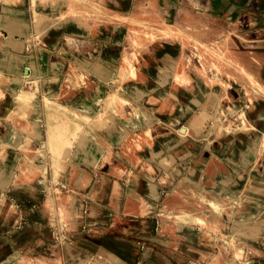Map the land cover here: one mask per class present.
<instances>
[{
    "label": "rangeland",
    "instance_id": "374dc122",
    "mask_svg": "<svg viewBox=\"0 0 264 264\" xmlns=\"http://www.w3.org/2000/svg\"><path fill=\"white\" fill-rule=\"evenodd\" d=\"M11 1L0 0V24L2 22H11V24H23L26 28L33 26V24H35V13L33 12L35 8L33 5L34 1ZM37 1L41 5V2L39 0ZM98 1L102 4L106 3L107 6H111L114 9L124 10L123 12L130 14L133 9L134 0ZM152 1L156 6L146 8L144 12L145 25H152L153 22L162 23L163 16L171 17L175 12L176 6L183 0H159L161 4L164 3L166 6V10L164 9L165 11L159 8L161 4H158V0ZM229 1L230 0H209L210 4H208L207 8L209 10L211 6L210 13L219 14L224 10ZM249 1L255 4L252 9L261 20V22L256 25L264 26V0H236L237 10L239 13H245L251 10L248 3ZM44 5L45 12L50 14H55L59 11V8L65 7V5L61 6L46 1ZM87 8H89V6H87ZM212 8L217 9V12ZM90 20L92 19L89 17L85 18L84 21L81 18L80 21L83 22L72 25V27L77 28L75 29V33L78 36L82 35L80 25ZM1 29H4V27L0 25V44L7 50L12 42L17 43L14 38L23 41V38L27 35L25 33H28L26 30H23L26 31L24 34H17V37H13L9 32L1 31ZM107 29L108 28L105 26L102 27L103 31ZM248 29L249 28L245 25L240 27L238 31L242 34L243 31ZM175 31L178 41L176 40L177 42L171 45L169 41L171 36H169V34H161V40L166 41L162 46L153 45L149 40H145L146 48L143 50H147V48L149 50L146 52L148 61H145L141 70L136 71L140 74L143 73L144 76L139 82L135 83L128 81L123 83L126 94L131 100L145 105L144 101L146 98L163 87V84L157 85L158 83L156 82H159L160 75L165 78L158 69L160 64H164V58L172 68L173 74L181 68H186V56L181 52V43L179 41H186L193 47L206 46L207 48L209 41L215 38V35H212L209 29H201L199 32H196L187 28H176ZM106 33L107 34L101 38H103V40H108L106 36H110L115 43L117 42L118 45H122L121 48L123 50L132 44V42L127 39V36L131 34L128 30H114L115 35H118L119 38L108 32ZM241 37H243V35L235 37V40L238 42V47L235 48L236 51L234 52H242L240 46L243 44ZM134 38H136V36H134ZM244 38H248L247 35H245ZM59 40H61V38H59ZM30 43L34 44V42L31 41ZM259 47L264 53V44L261 45L260 43ZM83 53L85 54V58L93 57L92 59L90 58L92 63L95 61L93 60L94 55L92 56L89 51L77 52L76 54L83 58ZM92 53L94 54L95 52ZM215 55V53L200 55V59L193 58L192 62L198 63L201 66L204 65L207 67L208 73L214 75L215 72L213 69H215L217 64L228 61L225 58L227 55L224 57L221 56L220 58ZM32 58L29 57L28 61L31 62ZM66 58L67 56H65L63 62L67 65ZM240 60L242 61V59ZM0 61L2 60L0 59ZM120 61L121 59L119 57L117 60L114 59L112 64H110V62L107 64L106 69L103 70V73H106L105 79L107 82L100 80L97 89L95 88L92 90V96H95L94 94L99 92H101L100 94L102 95V98L97 96L96 102H94L95 110L100 109V102L103 99L104 93L114 89L118 84L115 77L116 69L119 68ZM115 63H119L117 65L118 67ZM262 63L264 66V57ZM245 64L250 68V61L245 62ZM0 65L3 64L0 63ZM165 66L168 67L166 64ZM65 71L66 69L64 72ZM26 72H22L21 70L15 72L17 75L22 74V77L17 76L18 78L16 79L18 85H20L22 89H33L38 91L37 96L40 102L41 118L42 115L44 116V120L40 119V129L43 131L45 130L46 135L44 139L41 136V138H34L33 141L41 148L43 156L39 166L43 168L45 177L40 185L35 186L29 184L27 187H22V189L16 188L13 180L16 177L17 164L21 159L17 143L23 139L24 134L19 129H14V136H16L14 137L15 140H10L8 143L5 141V137L1 139L0 136V146H2V144L4 145L3 148H0V241L4 239L6 241L5 245H7L5 252L0 253V264H15L20 259L23 260V263L20 264H70L72 261L78 262L79 264H112L109 261L111 254L120 261V264H264V188L258 189V191L253 194L256 210L251 218L245 220L236 219L231 213H229L230 215L222 213L211 216L206 211V214H201L207 219L206 226H202L198 221H194L190 219V217H187L189 220L185 218V220H188V223L182 220L177 222L178 225H176L174 221H165L167 217L160 215L158 212L163 201L182 202L184 198L176 195L175 192L176 189L181 187V184L185 186L193 185L194 187H205L210 192H216L215 187L220 185L218 191L220 195H224L225 192L229 191L233 200L235 199L234 201L239 203V189L241 185L235 186L236 184H234L237 178L236 172L240 169L243 171L244 176L256 172L259 173L257 171L259 168L253 166V156L249 154L251 148L252 154L256 151L258 141L245 147L238 144L231 136L229 138H219L218 136L216 138L213 137V139L212 136L210 138L207 136V130L200 136H196V134L190 130L185 142H182L179 138L178 140H181V142L178 141L177 144L166 149L163 141H167V138L162 141L159 136H154L151 138V143L145 146L144 151L135 152V157L144 158L150 163L157 165V157L169 153L170 156L168 158L167 169L170 172L166 177L163 176L165 178H163L164 181L162 179V181H160L158 178L155 179L154 175L144 174L145 177L142 180L141 190L136 194L132 193L127 195L126 180L132 175L138 174L140 169L138 163L125 162L123 163V170L120 173L113 174L114 172H110L108 174L109 177L106 178L104 187L101 189V192H99L97 183L103 168L98 163H100L99 159H101L102 154L109 151L112 154L115 153L120 146L121 140L125 136L134 130L141 129L146 123L130 122V124H126L124 120L118 119L117 124L112 126V131L103 135L105 145H108L110 149L107 146L103 147L101 142L93 139L92 141L95 142V146L100 149L98 154L95 155L96 157H92V159L80 158L74 162L72 160L71 151H74V149L77 151L76 142L82 135V131L88 128V120L85 122L84 120L78 122L73 132L68 151L63 154V156L59 157L57 162L59 149H56L54 156L51 152L52 144L48 141L50 131H52L55 126L49 128L48 121L45 120L46 111L44 112L45 108L43 105L45 104L43 103L46 101V95L41 94L42 90L40 92V86L34 85V80H30L34 77L31 74L26 76L29 81L23 80V73L26 75ZM236 73L238 77L243 76L241 79L244 78L243 70L239 69ZM158 74L159 76H156ZM119 75H121L120 68ZM261 75L264 77V68L263 71H261ZM135 77L133 76V78ZM168 81H170V79H168ZM233 86L241 93L240 85L233 83ZM84 95L80 93L76 97H71L70 99L71 101H78L82 99ZM68 97L66 93L59 101L69 105L71 101ZM42 98H44V101ZM202 99L210 101V107L212 106L209 110L210 113L215 111L213 109L215 105L224 111V114L222 113L220 115L222 122L220 133L225 135L235 131L234 129L238 127L240 123V115L238 118V114L242 109L252 121L253 119H258V115L264 118L263 100L258 101L252 112H247L246 106H242L234 112L230 111L224 105H218L219 103L214 97H208L202 94L201 100ZM13 103L14 95L10 92H5V96L1 102V112L3 115L1 116V121L4 125L10 126L11 124L10 117H5V114L8 112L9 108L12 107ZM162 103L163 102H160V106L155 104L150 106L147 104L146 115L148 114L149 118L147 117L146 122H155L162 119L170 128H173V131L181 130V128L188 123L192 112L195 110V108L189 107L187 104H183V107H181V104V106L178 105L177 107L184 109L187 106V110L183 115H180V111H178L179 108H175L174 113L170 114L168 112V106H163L164 103ZM42 122L45 123L42 124ZM256 123L259 126V122ZM85 125H87V127ZM87 135L86 138L92 139L89 134ZM113 143L116 144L113 145ZM152 155L154 156L152 157ZM249 161H251L250 164ZM247 164L249 165L246 166ZM236 165L239 168L235 167ZM75 167L81 168L83 171L82 174L77 175L72 182L70 181V175ZM262 175H264V169L260 176ZM178 179H181L182 183L179 182ZM114 180L120 183V188L118 196L115 199H111V186ZM260 184L261 182H258V184L254 186L257 187ZM181 190L183 191V189ZM70 192L75 193L81 203L82 213L79 219L69 218L67 215L61 214L62 209L58 204V195L61 193L70 194ZM139 196H142L144 199L143 204L141 203L140 205L137 200ZM111 200H114V202ZM193 200L190 201L193 202ZM94 203L97 204L101 212L98 214V217L91 218L90 212ZM65 205H69L67 200H63L61 204V206ZM187 206L191 211L189 213H193L195 206L192 203H188ZM220 237L225 241H221ZM232 237L234 239H232ZM226 241H235L234 245L241 248V252L238 253L239 255H234L226 245ZM182 242L194 243L203 248L207 254L203 258L197 259L181 249ZM219 246H222V248L224 247V249L220 250ZM42 258L48 261L42 260ZM256 261L259 262L257 263Z\"/></svg>",
    "mask_w": 264,
    "mask_h": 264
},
{
    "label": "bare ground",
    "instance_id": "6f19581e",
    "mask_svg": "<svg viewBox=\"0 0 264 264\" xmlns=\"http://www.w3.org/2000/svg\"><path fill=\"white\" fill-rule=\"evenodd\" d=\"M33 1L35 7L33 11L35 13H33L35 17L33 31L35 33L33 37H30L31 39L27 37V40H25L28 44H26L27 50L24 56L26 58H32L33 56V58L31 62L28 61L26 63L24 70H28L29 72H26V75L23 73V80L27 81L28 78L26 76L31 74L34 77L30 80H34V85L36 84V86H38L40 82L37 74L39 64L43 68V72L41 71V73H44V70L47 71L49 68L53 73L51 75L48 73L41 81L45 86V91L42 93L46 95V101L42 98L44 101L43 104H45L43 105L45 108L44 112L46 111L45 120L48 121L49 128L55 126V128L50 131L48 141L52 144L51 152L54 156L56 149H59L58 159L56 157L57 162L59 157L63 156V154L68 151L73 132L78 122L83 120L85 122L88 120V128L82 131V135L76 142L77 151H75V149L71 151L72 160L74 162L80 158L92 159V157H96L95 155L98 154L100 149L95 146V142L92 141L93 139L101 142L103 147L107 146L110 149L108 145H105L103 135L112 131V126L117 124L118 119L124 120L126 124H130V122H145L146 124L143 125L141 129L132 131L121 140L120 146L115 153H110L107 148L109 152L103 153L101 159L98 158L100 160L98 164L103 168L97 183L99 192H101V189L104 187L106 178L109 177L108 174L110 172H114L113 174L120 173L123 170V163L125 162L138 163L140 169L139 173L132 175L126 180L127 195H129L132 193L136 194L141 190L142 180L145 177L144 174L154 175L155 179L158 178L160 181H164L165 178L163 176L166 177V175H169L170 171L167 169L168 158L170 156L169 153L157 157V165L150 163L144 158L135 157V152L144 151L145 146L151 143V138L154 136H159L162 141L167 138V141H163L166 149L174 146L178 141L181 142L182 140V142H185L190 130L194 132L196 136H200L207 130V136L209 138L211 136L212 138L218 136L219 138H229L231 136L238 144L245 147L254 144L256 138L260 137L261 139L258 142L257 150L252 157L254 161L253 166L259 168L257 169L259 173L256 172L244 176L242 170L239 169L236 172L237 178L234 184H236L235 186L241 185L239 189V203L235 202V199L233 200L229 191L225 192L224 195H220L218 193L220 185L215 187L216 192H210L205 187H194L193 185L185 186L181 184V187L176 189L175 192L176 195L184 198L182 202L163 201L158 209L160 215L167 217L166 219L164 218L165 221H174L176 225H178L177 222L190 217V219L198 221L202 226H206L207 219L201 215L203 213L206 214V211L211 216L222 213H227L228 215L231 213V215L239 220L249 219L254 215L256 209L254 206L253 194L256 193L258 189L264 188V175L260 176L264 169V121L262 124L263 126L259 127L256 122H253L254 120L252 121L246 115L245 111H242L239 113L240 123L238 127L234 129L235 131L225 135L220 133L222 124L220 115L222 113L224 114V112L220 110L217 116H212L206 108L208 104H205V107L197 106V102H199V96L196 92L197 84L202 85L204 92L212 93L217 96L218 102L221 105L227 106L230 111H235L242 106H246L247 112L252 111L254 109V102H258L264 98V78L261 77L262 67L258 63V59L260 58L259 46L261 43V32L249 28L243 31L242 34L239 33L238 29L240 27L249 24L246 23L248 22L247 19L236 11V2L234 0L230 1L219 14L210 13L211 6L209 10L207 8L208 4H210L209 0H183L176 6L175 12L171 17L163 16L162 23L153 22L152 25H145L144 23V12L146 8L156 6L152 0H134L133 9L130 14L123 12L124 10L121 11L107 6L106 3L102 4L98 0H39L41 5L37 0ZM45 1L53 2L61 6L65 5V7L59 8V11L55 14H48L45 12ZM158 4H161L159 0ZM87 6H89V8H87ZM159 8H162L163 11L166 10L164 3L161 4V6L159 5ZM213 10L217 12V9ZM87 17L92 20L85 21L82 25H80V23L82 35L76 36L72 30V25L83 22ZM81 18L83 21H80ZM104 26L108 28L106 31L102 30ZM176 28H187L196 32H199L201 29H209L211 34L215 35V38L209 41L207 48L206 46L193 47L186 41H179L181 43V52L186 56V68H181L179 71L175 72L170 84L167 83V85H164V87L149 95L144 101V106L139 102H133L125 95L126 90L123 83L128 77H135L137 74L136 71L141 70L145 61H148L146 52L149 50L148 48L147 50H143L146 48L145 40H149L153 45L162 46L166 41L161 40V34H169V36H171L169 38L171 45L178 41L175 31ZM114 30H128L131 34L127 36V39L131 41L133 45L131 44V46L123 50L115 45L113 38H110L111 40L108 42H103L104 40H102L101 37L106 35V32L116 36ZM58 33L62 34V40L56 48L52 49L50 48V42ZM241 35H243V37H241L243 44L240 45L242 52H234L236 51L235 48L238 47V42L235 40V37ZM245 35H247L248 38H244ZM134 36H136V38H134ZM30 41H33L34 44H31ZM102 44L103 47H101ZM9 47L11 48L7 50L0 44V59L2 60L0 63L6 65L5 69L0 68V136L1 139L5 137V141L8 143L10 140H15L14 137L16 136H14V129L16 130L17 128L24 134L23 139L17 143L21 159L17 164L16 177L13 180L15 187L22 189V187H27L29 184L35 186L40 185L45 177L43 168L39 166L43 156L41 148L33 141L34 138H41L42 136L39 126L41 109L37 96L38 91L33 89L25 90L18 85L16 78H18L17 76L22 77V74L17 75L15 73L17 72L16 69H19V64L21 62V57L16 52V49L19 47H16L13 43H11ZM83 51H89L92 56L94 55L93 60L95 61L91 67L86 68L82 65H74L68 60L71 53L74 54V52ZM92 52L95 53L93 54ZM213 53L219 56V58L227 55L225 58L228 60L217 64L215 69H213L215 72L214 75H210L207 71V67L204 65L201 66L198 63L192 62L193 58L200 59V55H210ZM65 56H67V65L63 62ZM119 57L121 59L119 68L122 75L119 83L114 89L104 93L103 99L100 102V109L95 110V96H92L91 92H93V89H97L100 80L106 81V73L104 74L103 70L106 69L107 64L109 62L112 64V61ZM247 61L254 64L250 65V68H248L245 64ZM61 67H65L66 69L63 74L58 73V71H61ZM239 69L244 71L243 79H241L243 76L238 77L235 75L236 71ZM24 70L23 72H25ZM233 83L241 85L244 93L241 94L236 90L233 87ZM54 87H58L59 91L52 96L50 93ZM5 92H10L14 95V103L5 114V117H10V126L4 125L1 121V116H3L1 112V102L5 96ZM66 93L67 96H71L72 98L80 93L85 95L82 101H71V103L67 105L59 101ZM100 93L101 92L94 95ZM160 102L164 103L163 106H168V112L170 114L174 113L178 105L186 102L193 106L195 110L192 112L188 123L184 125L181 130L173 131L169 125L161 119L155 122H146L147 104L150 106L153 104L160 106ZM202 105L204 104L202 103ZM85 126L87 127V125ZM260 128H262L263 133H261L262 130ZM87 134H89L92 139L86 138L88 136ZM179 138L181 140H178ZM3 146L2 144L0 148H3ZM154 155H152V157ZM243 162L245 163V161ZM82 171L81 168L75 167L71 172L70 181L73 182L77 175L82 174ZM178 180L179 182L182 181L181 179ZM258 182H261V184L255 187L254 185H257ZM119 188L120 183L117 180L112 181L111 199H115L118 196ZM181 189H183V191ZM187 199L191 201L194 200L191 202ZM63 200H67L69 205L61 206ZM137 200L139 205L144 202L142 196H139ZM111 201L114 202V200ZM188 203H192L195 206L193 213H189L191 211L187 206ZM58 204L62 209V215H67L69 218L73 219L80 218L82 207L75 193H61L58 195ZM100 212L101 210L97 204L94 203L90 212L91 218L98 217ZM188 220L185 221L188 223ZM232 239L234 238L232 237ZM220 240L225 241L222 237H220ZM5 242L4 239L0 241V253H4L7 248ZM226 242V245L234 255L241 252V248L234 245L235 241ZM181 245L183 251L197 259H201L207 254L203 248L194 243L182 242ZM219 248L220 250L224 249L222 246H219ZM42 260L46 259L42 258ZM109 261L112 264H120V261L112 254L109 257ZM20 263H23L22 259L15 264ZM70 264L79 263L72 261Z\"/></svg>",
    "mask_w": 264,
    "mask_h": 264
},
{
    "label": "crops",
    "instance_id": "0c3cea01",
    "mask_svg": "<svg viewBox=\"0 0 264 264\" xmlns=\"http://www.w3.org/2000/svg\"><path fill=\"white\" fill-rule=\"evenodd\" d=\"M230 1H233V0H230ZM229 1V2H230ZM235 2H236V0H234ZM228 2V3H229ZM249 3V6H250V9L251 10H249V11H246L245 13H240L241 15H243L244 17H245V19H247V21L248 22H246V23H248L249 25H247V28H250V29H255V30H259L261 33H260V38H261V45H263L264 44V26H260V25H256V24H258V23H260L261 22V20L258 18V16L256 15V13L254 12V10L252 9V8H254V6H255V4L253 3V2H248ZM217 6H219V5H217ZM218 8V7H217ZM236 11H238L237 10V3H236ZM238 13H239V11H238ZM48 14H50V13H48ZM250 14H252V15H250ZM254 24V25H253ZM2 27H4V29H1V31H4V32H9V34L11 35V36H13V37H17V34L18 35H21V34H24L23 32H28V33H25V34H27V35H25V38H23V41L21 40V39H16V38H14V40L17 42V43H14V42H12L13 43V45H16V47H19V48H17L16 49V52L19 54V56L21 57V62H20V64H19V69H16V71H18V70H21L22 72H23V70H24V68H25V66H26V63L28 62V58H26V57H24L25 56V53H26V50H27V42L25 41V40H27V37L28 38H30V37H33L34 36V29H33V26H29V28H26V27H24L23 26V24L22 25H20V24H17V23H13V24H11V22H2L1 24H0ZM263 27V28H262ZM23 28V29H22ZM31 29H32V31H31ZM23 30H26V31H23ZM72 30H73V32L75 33V27H73L72 28ZM81 31V30H80ZM82 34V33H81ZM75 35L76 36H78L76 33H75ZM81 36V35H80ZM109 40H104L103 42H108V41H110L111 39H110V36H106ZM59 38H61V40H62V34L61 33H58V34H56L55 35V37H54V39L50 42V48H52V49H54V48H56V46L61 42V40H59ZM102 40H103V38H102ZM33 42V41H32ZM33 44V43H32ZM116 44V46H118L119 48H121V46L122 45H118V43L116 42L115 43ZM25 45V46H24ZM21 46V47H20ZM101 47H103V44L101 45ZM9 48H11V47H9ZM76 53L77 52H74V54L73 53H71L70 54V57L68 58V60L69 61H71L72 62V64H74V65H82L83 67H86V68H88V67H91L92 65H93V63L90 61L91 59L89 58V57H87V58H85V56H83V58L81 57H78L77 55H76ZM83 55H85V54H83ZM264 55V53L261 51V49H260V52H259V59H258V63L260 64V66L262 67V71H263V68H264V66H263V63H262V61H263V56ZM72 56V57H71ZM80 59V60H79ZM118 58H116V60H117ZM89 61V62H88ZM163 61H164V64H160L159 65V67H158V69L162 72V74H163V76L165 77V78H163L161 75H160V77H159V82H156V83H158L157 85H162L163 84V87H164V85H167V83L169 84V83H171V79H172V77H173V73H172V68L170 67V65H169V63L167 62V60L164 58L163 59ZM77 62V63H76ZM112 62H114V60L112 61ZM24 64V65H23ZM116 65H118L119 63H115ZM165 64L168 66V67H166L165 66ZM254 63H252L251 65H253ZM120 66V65H119ZM118 67V66H117ZM0 68L1 69H5L6 68V65L5 64H3V65H0ZM63 68V69H62ZM43 68L41 67V65L39 64L38 65V69H37V74H38V79H39V84H38V86H40V92H41V90H42V92H44L45 90H44V83L41 81L42 80V78L43 77H45V75H48V73H50V75L51 74H53L49 69L46 71V70H44L45 72L44 73H42V75H41V71L43 72V70H42ZM40 70V71H39ZM61 71H58V73H64V70H65V67H61V69H60ZM63 70V71H62ZM25 72L27 71L28 72V70H24ZM165 72V73H164ZM115 74V73H114ZM237 73H235V75H236ZM117 75H118V77H117ZM42 76V77H41ZM144 75H143V73L142 74H140V73H138L137 72V74H136V77L135 78H133V77H128L126 80H125V82H128V81H132V82H139L140 81V79L143 77ZM156 76H159V74L158 75H156ZM120 77H121V75H119V68L118 69H116V81H118V83H119V80H120ZM261 77L262 78H264L262 75H261ZM168 79H170V81H168ZM166 82V83H165ZM165 83V84H164ZM237 84V83H236ZM239 85V84H238ZM117 86V85H116ZM125 87V86H124ZM234 87V86H233ZM162 88V87H161ZM240 88H241V85H240ZM53 90V91H52ZM51 90V95L53 96V95H55V94H57L58 93V91H59V88L58 87H54L53 89ZM126 90V89H125ZM237 90V89H236ZM39 92V93H40ZM41 92V94H44L45 95V93H42ZM196 92L198 93V96H199V102H197L198 104H197V106H201V107H205V104L207 105L210 101H206L205 99H202L201 100V96H202V94H205L206 96H208V97H214L216 100H217V102H218V98H217V96H215L214 94H212V93H207V92H204L203 91V88H202V85H198L197 84V86H196ZM244 92H243V89L241 88V94H243ZM125 95L127 96V94H126V92H125ZM97 96H99L100 98H102V95L101 94H98V95H95V98H94V100H95V102H96V98H97ZM84 97V96H83ZM128 97V96H127ZM71 96H69L68 97V99L71 101ZM129 98V97H128ZM76 99V98H75ZM83 99V98H82ZM82 99H79L77 102H79V101H82ZM130 99V98H129ZM131 100V99H130ZM261 100H263L264 101V98L263 99H261ZM133 101V100H132ZM206 101V102H205ZM133 102H135V103H138L137 101H133ZM140 103V102H139ZM202 103L204 104V105H202ZM219 103V102H218ZM258 102H254V109H255V107H256V104H257ZM184 104H187L189 107H193V106H191V105H189V103L188 102H186V103H184ZM210 105H211V103H209L208 104V106L206 107L208 110H210V108L212 107H210ZM215 105V104H214ZM218 105H221L220 103L218 104ZM144 106V105H143ZM180 106H181V104H180ZM223 106V105H222ZM181 107H183V104H182V106ZM216 107V108H215ZM227 107V106H226ZM177 108H179V110L178 111H181L183 108H180V107H177ZM176 108V109H177ZM228 108V107H227ZM244 108V107H243ZM264 108V107H263ZM215 111L213 112V113H210L209 111V113L210 114H212V115H214V116H217V114L220 112V108L218 107V106H214V108H213ZM229 109V108H228ZM254 109L252 110V111H254ZM187 110V106H186V108H184L181 112H179L180 113V115H183L184 114V112ZM237 110V109H236ZM235 110V111H236ZM146 111H147V109H146ZM178 111H176V112H178ZM234 111V112H235ZM242 111H243V109H242ZM241 111V112H242ZM252 111H249V112H252ZM224 112V111H223ZM240 112V113H241ZM216 114V115H215ZM239 115L240 114H238V118H239ZM147 117H148V114H147ZM149 118V117H148ZM41 119H43L44 120V116L42 115V118ZM240 119V118H239ZM160 120V119H159ZM162 120V119H161ZM254 121L253 122H259V127H262L263 125V121H264V119L262 118V117H259V115H258V119H253ZM42 121V120H41ZM45 122H42V124H44ZM40 128H41V125H40ZM171 129H173L172 127H171ZM261 130H262V128H260ZM41 132H42V137H43V139H44V136L46 135L45 133H46V131L44 130H42L41 129ZM44 132V133H43ZM261 133H263V130L261 131ZM261 138L260 137H257L256 138V141H258L259 142V140H260ZM114 144H116V143H113V145ZM249 150V149H248ZM257 150V149H256ZM250 151V150H249ZM251 151H252V148H251ZM157 152V151H156ZM256 152V151H255ZM254 152V153H255ZM229 153V152H228ZM254 153L252 154V152H249V154L251 155V156H254ZM159 155V154H158ZM246 163V162H245ZM251 163V161H249V164ZM249 164H247L246 166H248ZM235 167H237V168H239L237 165L235 166Z\"/></svg>",
    "mask_w": 264,
    "mask_h": 264
}]
</instances>
